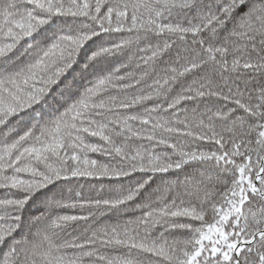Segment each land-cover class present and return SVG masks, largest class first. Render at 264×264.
<instances>
[{
	"label": "snow or ice",
	"instance_id": "obj_1",
	"mask_svg": "<svg viewBox=\"0 0 264 264\" xmlns=\"http://www.w3.org/2000/svg\"><path fill=\"white\" fill-rule=\"evenodd\" d=\"M0 264H264V0H0Z\"/></svg>",
	"mask_w": 264,
	"mask_h": 264
}]
</instances>
